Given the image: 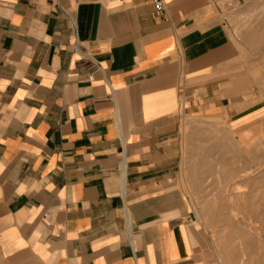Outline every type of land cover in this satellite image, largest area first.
<instances>
[{
  "label": "crops",
  "instance_id": "crops-1",
  "mask_svg": "<svg viewBox=\"0 0 264 264\" xmlns=\"http://www.w3.org/2000/svg\"><path fill=\"white\" fill-rule=\"evenodd\" d=\"M162 3L0 0L4 264H223L205 154L264 106L220 1Z\"/></svg>",
  "mask_w": 264,
  "mask_h": 264
},
{
  "label": "rangeland",
  "instance_id": "rangeland-1",
  "mask_svg": "<svg viewBox=\"0 0 264 264\" xmlns=\"http://www.w3.org/2000/svg\"><path fill=\"white\" fill-rule=\"evenodd\" d=\"M219 1L264 106V0ZM259 122L252 138L225 134L224 154H205V203L198 205L223 264H264V117Z\"/></svg>",
  "mask_w": 264,
  "mask_h": 264
},
{
  "label": "built area",
  "instance_id": "built-area-1",
  "mask_svg": "<svg viewBox=\"0 0 264 264\" xmlns=\"http://www.w3.org/2000/svg\"><path fill=\"white\" fill-rule=\"evenodd\" d=\"M155 2V9L156 11L159 13L162 10V0H154ZM230 6H233V4H230ZM213 264H217V263H213Z\"/></svg>",
  "mask_w": 264,
  "mask_h": 264
},
{
  "label": "bare ground",
  "instance_id": "bare-ground-1",
  "mask_svg": "<svg viewBox=\"0 0 264 264\" xmlns=\"http://www.w3.org/2000/svg\"><path fill=\"white\" fill-rule=\"evenodd\" d=\"M233 137V136H232Z\"/></svg>",
  "mask_w": 264,
  "mask_h": 264
}]
</instances>
